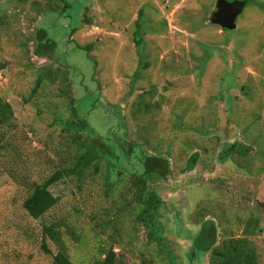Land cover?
Wrapping results in <instances>:
<instances>
[{"label": "rangeland", "instance_id": "obj_1", "mask_svg": "<svg viewBox=\"0 0 264 264\" xmlns=\"http://www.w3.org/2000/svg\"><path fill=\"white\" fill-rule=\"evenodd\" d=\"M216 1L0 0V99L13 110L0 128V264H52L50 224L65 264H92L110 248L118 264H210L190 257L204 220L217 244L246 237L264 264V0H250L232 31L210 23ZM37 29L56 44L52 60L35 53L47 43ZM100 138L168 161L143 197L161 201L154 220L171 258L138 221L137 160L113 173L98 157L49 187L58 203L43 217L24 209L35 184Z\"/></svg>", "mask_w": 264, "mask_h": 264}, {"label": "trees", "instance_id": "obj_2", "mask_svg": "<svg viewBox=\"0 0 264 264\" xmlns=\"http://www.w3.org/2000/svg\"><path fill=\"white\" fill-rule=\"evenodd\" d=\"M250 4V0H246V6ZM84 24H88L87 21ZM137 31L134 34L135 43H139L136 38L140 29V24L136 20ZM227 31V30H225ZM36 37L38 41L45 39V50H41V44H38L35 53L39 57L52 60L56 49L54 41L48 38L47 32L43 29H37ZM44 45V44H43ZM55 58V57H54ZM42 79H37V86L34 91L39 87ZM78 122L81 128H88L87 121L78 117ZM13 123V110L9 103L0 99V128L9 127ZM93 139V138H92ZM101 140V138H100ZM102 147H96L92 144H83V152L80 155L77 163L73 168H67L58 170L47 178L42 184H35L30 195L23 203L24 209L27 211L30 217L39 219L43 217L52 207L58 203V197L54 196L49 187L60 181L65 177H69L73 174H79L80 171L89 165L94 159L98 157L104 158L111 166L113 173L119 170V167H125L124 162L131 163V160H137L141 165L139 169L132 171L131 181L134 187L137 188V199L144 206L143 211L138 216V221L147 229V238L149 242H156L159 249L166 253L169 258L171 256L165 250V246L159 236L162 232V227L159 222H155V216L157 214V208L161 201L155 194L147 196L144 200V194L146 192V181L151 179H163L169 174L168 161L163 157H156L148 155L145 152H138V146L122 142L119 145V153L115 149L105 145ZM239 153H242L241 147H236ZM197 154H193L191 161L188 164V170L194 168V161ZM264 206V204H263ZM192 241L193 250L196 252L206 253L209 252L210 264H257V253L251 243L246 237L243 238H227L216 244V230L215 224L210 220H204L200 224L198 232ZM43 234L49 236V238L58 246L59 251L53 257L52 264H65L66 263V246L62 240V234L58 224L45 225L43 228ZM42 249L45 253L49 254L50 250L46 244H42ZM92 264H118L116 254L112 248H110L106 254L101 258L93 261Z\"/></svg>", "mask_w": 264, "mask_h": 264}, {"label": "water", "instance_id": "obj_3", "mask_svg": "<svg viewBox=\"0 0 264 264\" xmlns=\"http://www.w3.org/2000/svg\"><path fill=\"white\" fill-rule=\"evenodd\" d=\"M245 5L246 0H217L215 10L210 15L209 21L224 30L232 31L236 29L237 18L243 12ZM1 68L2 65L0 64Z\"/></svg>", "mask_w": 264, "mask_h": 264}, {"label": "flooded vegetation", "instance_id": "obj_4", "mask_svg": "<svg viewBox=\"0 0 264 264\" xmlns=\"http://www.w3.org/2000/svg\"><path fill=\"white\" fill-rule=\"evenodd\" d=\"M192 252H193L192 253L193 256H190L191 258L202 257V256H206V255L209 256V252H206V253L196 252L193 250V248H192Z\"/></svg>", "mask_w": 264, "mask_h": 264}, {"label": "crops", "instance_id": "obj_5", "mask_svg": "<svg viewBox=\"0 0 264 264\" xmlns=\"http://www.w3.org/2000/svg\"><path fill=\"white\" fill-rule=\"evenodd\" d=\"M197 232H198V230H197Z\"/></svg>", "mask_w": 264, "mask_h": 264}]
</instances>
